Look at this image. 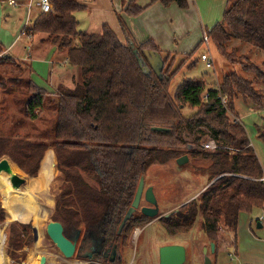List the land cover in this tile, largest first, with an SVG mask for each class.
<instances>
[{
	"label": "trees",
	"instance_id": "obj_1",
	"mask_svg": "<svg viewBox=\"0 0 264 264\" xmlns=\"http://www.w3.org/2000/svg\"><path fill=\"white\" fill-rule=\"evenodd\" d=\"M50 1L52 11L40 13L29 32L44 34L59 50L67 51L69 64L78 69L80 76L74 88L60 85L51 104H46L50 96L47 91L30 79L23 80L29 95L24 110L28 118L36 120L35 112H42L47 105L56 111L53 134H47L53 140L47 136L45 141L0 137V158L8 156L18 165L7 160L9 165L0 170V178L15 174L36 179L46 152L53 148L64 184L52 220L63 225L68 239L76 230H83L84 239L95 234L104 249L126 248L134 229L152 221L134 214L118 233L141 178L155 163L167 164L184 156L201 157L204 163L196 169L208 173L207 188L159 222L167 236L176 238L191 232L200 220L201 230L214 242L216 253L220 252L222 229L231 236L229 248L236 247L239 214L264 208V169L235 113L234 103L243 98L258 109L264 107V94L256 89L257 85L264 89V70L245 56L238 62L237 48L229 51L228 47L237 40L264 52V0H228L222 23L205 32L231 65H240L254 79L233 72L224 75L216 87L209 86L205 77H188L173 95L170 88L177 70L172 71L168 65L170 55L163 57L152 40L137 45L120 15L126 43L107 25L101 35L81 32L75 15L86 7L77 0ZM158 1L166 7L173 3L181 9L189 7L188 0L153 3ZM143 11L132 0L125 13L132 17ZM195 66L194 63L191 68ZM221 96L227 97L226 106ZM186 109L196 112L186 117ZM203 127L209 129L208 135L199 129ZM186 136L193 139L188 141ZM259 136L264 141V134ZM202 138L216 140L221 148L204 151ZM41 173L42 169L39 176ZM9 188L14 187L9 185L5 191L15 203L4 202V206L11 222L20 218L22 208L16 188ZM4 222L0 209V223ZM29 228L30 225H9L12 250L19 251L30 244ZM14 253L11 256L16 258ZM115 264L123 262L117 260Z\"/></svg>",
	"mask_w": 264,
	"mask_h": 264
},
{
	"label": "rangeland",
	"instance_id": "obj_2",
	"mask_svg": "<svg viewBox=\"0 0 264 264\" xmlns=\"http://www.w3.org/2000/svg\"><path fill=\"white\" fill-rule=\"evenodd\" d=\"M16 1L19 3V5H24L23 0ZM151 1L153 4V0ZM208 1L211 0H202L198 3L200 8L199 18L197 16V7L196 3L194 4V0H188L189 8L191 7V9H193L191 16H188L187 18L181 15L178 17L176 16L177 24L179 25V22L188 23V25H185L184 27L190 26V31L187 32V34L182 35L183 31L179 29V37L177 38L176 43H174V45L177 46V49L175 52H165L172 55L168 57V65H171L170 69L172 71L177 70L176 77L171 83L170 91L172 95L175 93L181 81L188 77H205L210 83L209 86H218L224 75L231 74L233 72L240 74L244 78H248L250 80L254 79V75L244 72L240 65H231L218 52L215 45L211 42L208 43V51L207 44L204 43L203 29L210 31L216 24L222 23L223 14L225 11L224 7L216 6V2ZM192 5L196 8V10L192 8ZM227 5L228 4H225L226 7ZM38 12L39 10L36 7V3H34L32 10L29 12L25 6L11 7L9 5V0H0V45L7 49L9 48L13 55L18 53V55L21 57L20 59L25 58V60H28L32 53L33 60L31 61V64L33 69L36 71V74L39 76L38 78L35 76V80H38V83H40L41 80H46L47 76L49 75L48 72L51 70V62L55 60L53 53L48 52L46 55L42 54L37 56V44L35 40H33V43H31L27 36H23L21 39V32L28 23V15H33L34 18L37 17ZM201 15L202 22L199 21ZM138 16L139 15L132 16V18H136ZM33 24L34 22L29 23L27 27L31 28ZM128 29L131 34L129 26ZM27 41H29L30 44H26ZM194 42H196L195 47L198 48V50L193 57L189 58L188 56L195 48L192 47ZM0 48L2 49L0 50V83L4 85L5 90L11 88L14 89L13 91L9 92V97L5 99L0 98V137L11 140L21 139L29 141H45L44 139L46 136L49 138L51 137L47 134L50 135V132L53 134L54 128L56 126V111H54L51 106L47 105L46 109H44L42 112H35V115L38 116L36 120L27 117L24 110L26 108L25 103L29 95L26 87L23 85V80L20 81V77L25 79L29 76L30 67L27 65L29 63L26 61L17 62L14 59L9 60L7 52L1 46ZM233 48H237L238 50L236 55L238 62H241V56H245L250 62H253L264 70L263 51L237 40H234L229 44L228 50L231 51ZM195 49L193 51H195ZM203 53H209L213 59V69H208L205 63L201 60V55ZM39 57L40 59L37 60ZM194 63L196 66L191 68ZM53 67L59 70H66L68 66L66 64H56L55 66L53 65ZM79 76L80 73L78 78ZM256 89L260 94H264V89L261 85H257ZM55 99L56 97L54 98V96L50 95L46 104H51L53 101L55 102ZM234 107L235 113L237 116H239L240 122L246 128L248 137L264 169V141L259 136V134H264V107L258 109L251 101L243 98H237L235 100ZM195 112V110L186 109L184 111V115L189 117ZM230 117L231 119H235V115L233 114H230ZM199 129H202L207 135L210 133L207 127ZM199 129H195L194 132H197ZM186 137L188 141L193 139L188 136ZM52 140L53 139L51 138L49 139V141ZM204 142L205 140L202 138L200 140L201 145ZM51 153L55 156L54 158L56 163L55 173L47 182V187L49 188L47 191V198L52 199L54 203L51 205L46 204L44 206L48 209L49 214L46 218L41 219L37 226L41 235L40 238L38 236L37 241L34 239L35 236L32 229L35 227V201L30 200V198L26 197L25 195L31 194L29 192L31 187L28 186L30 184V180H28V178L24 175L15 174L1 176L0 178V209L1 212L4 213L5 218V222L0 223V230H3L5 232V236H7L4 245V252L8 257L10 264H34L33 262L38 257H46L47 264H78L76 262H85L86 264H89L86 261L81 260L80 255L83 256V254L78 252H76L74 257L71 259H66L47 235V225L50 221H53L52 215L54 213L56 201L58 200L62 186L64 184V175L58 171L57 157L53 148L46 152L36 179L39 178L40 170L43 167V163L47 155ZM188 158V162L183 165H179L177 160L170 161L167 164L155 163L153 166H151L148 173L144 177L145 188L147 189L148 187H153L154 189L160 209V214H166L179 209L180 204L186 202V200L207 186L209 181L208 173L198 172L196 169V166L204 163L202 158H192L189 156ZM4 159L17 165L8 156L1 157L0 161ZM24 173L28 177H32L26 172ZM14 177H20L25 180L24 184H22L20 188L13 186L12 180ZM9 185L14 188H9L8 190L16 188L18 204L22 208L20 218L11 222H8L7 211L4 206V202L6 203L5 205H7V203H15V200L9 198L11 194H7L5 191V188H8ZM42 201L45 202L46 200L42 198ZM141 205L147 206L145 201H143ZM26 211L28 212L26 213ZM255 220L256 219L254 217V221ZM200 222L201 221L199 220L196 223L191 232L182 234L176 238L166 235L159 220H156L143 228H136L129 239L127 247L121 251L122 255L125 254L123 263L160 264V248L167 245H179L186 249L187 256L184 264H205V256H208L209 259L212 260V264H240L241 259H238L237 256L230 257V252L227 250L228 246H230L232 242L230 234L227 235L226 233L228 231L223 229L221 230V239L219 241L220 252L216 253L215 251L213 253L211 251V244L214 242L208 240L204 231L201 230ZM15 223L18 225H30L29 233L32 239L29 245H25L24 248L19 251L12 250L9 245L8 227L10 224ZM254 223L253 227L255 228L256 222ZM137 229L139 230V235L135 234ZM255 231L258 237L264 238V229L257 230V228H255ZM224 234H226L227 237H225ZM135 236L137 237L135 238ZM222 238H224V243L222 242ZM38 241L39 245H37ZM244 247L245 245L243 243H241L239 246L240 250ZM257 247L259 250H256V262L258 264H264V243L259 242ZM205 248L207 249V253L204 252ZM241 251L246 252L247 249ZM13 253L16 258L11 256ZM250 256L251 255H248V257Z\"/></svg>",
	"mask_w": 264,
	"mask_h": 264
},
{
	"label": "crops",
	"instance_id": "obj_3",
	"mask_svg": "<svg viewBox=\"0 0 264 264\" xmlns=\"http://www.w3.org/2000/svg\"><path fill=\"white\" fill-rule=\"evenodd\" d=\"M23 1H24L23 2L24 5H19V3L16 1L17 6H25V8L28 9L29 12L30 10H32L34 3H36L35 0H23ZM77 1L86 7V10L80 11L75 15L76 19L79 22L78 28L81 32L90 35H101L103 32V27L107 25L112 29V31L115 34H117V36L120 38V40L123 43H126V38L120 26V21H119V15H120L126 21L127 26H129L132 34L131 37L137 45H141L142 43L148 40H152L155 43V45L160 49L163 57L167 55L172 56L171 54H167L165 52L168 53L171 51L175 52V50L177 49V46L174 45V43H176V40L179 37L180 34L179 29L183 31L182 35H185L187 34V32L190 31V26L184 27L185 25H188V23L179 22V25L177 24L176 16L178 17L181 15L186 18L188 16H191L193 13V9H191V7L190 8L188 7L189 9L188 8L181 9L175 3L166 7L159 1L154 2L152 4L151 0H135L136 5H138L141 8H144V11L141 14H139L138 17L132 18L125 13L127 5L132 0H77ZM194 1H195L194 4L196 3L197 10L193 5L192 8L196 10L197 16L199 18L200 8L198 3L202 0H194ZM208 2H216V6L224 7V9L227 8L225 4H228V0H213V1L211 0ZM10 6L13 7V5ZM36 7L39 10V12L37 13V17H38V15L41 12L37 4ZM37 17L33 18V15H28L27 17L28 23L21 32V39L23 36H27V38L30 39L31 43H33L32 41L35 40L37 44V52H36L37 56H40L42 54L46 55L48 54V52L53 53L55 60L51 62L52 63L51 70L48 72L49 75L47 76L46 80L44 81L41 80L40 83H38V80H35V76L37 78L39 76L36 74V71L33 69L31 64V61L33 60L32 53L29 56L28 60H25V58L20 59L21 57L18 55V53H15L16 55H13L9 48L7 49L2 45L0 46L7 52L9 56V60L14 59L17 62L26 61L27 63H29L27 65L30 67V74L25 79L20 77V81L30 79L32 83H34L37 87L44 89L55 98L57 88L60 85H63L68 88H74L75 80L79 79L78 78L79 71L76 67H73L69 64L67 58V51L59 50L57 46H55L46 35L34 34L32 32H29L32 26L30 28L27 27V25L29 23L35 22ZM199 21L202 22V15L200 16ZM206 31L208 30L203 29L204 36L206 34L205 33ZM196 42L193 43L192 47H195ZM27 43L30 44L29 41H27L26 44ZM193 50L191 51V53L193 52ZM39 59L40 57L37 58V60ZM56 64L57 65L66 64L68 67L66 70H59L53 67V65L55 66ZM4 88H5L4 85L0 83V90H1L0 98L5 99L10 96L9 92L13 91L14 89L11 88L5 90ZM207 186H205V188H203L195 195H193L191 198L186 200V202L180 204V206L196 199L207 188ZM254 217L256 219L255 221H254ZM254 222H256L255 228H257V230L264 229V208H256L251 213L241 212L239 214L236 247L229 248L228 246L227 248L230 254H233V257L237 256L238 259H241L240 264H258L256 262L257 259L255 258L256 250H259L257 244L259 242L264 243V238H260L257 236L255 228L253 227ZM226 233L227 235L229 234L228 232ZM224 235L225 237H227L226 234ZM241 243L245 245V247L243 249L241 248V250L247 249L249 253L247 251L242 252L240 250L239 246ZM248 255L251 256L248 257Z\"/></svg>",
	"mask_w": 264,
	"mask_h": 264
},
{
	"label": "water",
	"instance_id": "obj_4",
	"mask_svg": "<svg viewBox=\"0 0 264 264\" xmlns=\"http://www.w3.org/2000/svg\"><path fill=\"white\" fill-rule=\"evenodd\" d=\"M136 52V51H135ZM154 131H165L162 128H154ZM188 156H184L177 160L179 165L186 164L188 162ZM9 162L7 160L0 161V170L7 169ZM25 180L20 177H14L12 180V184L14 187L20 188L22 184H24ZM145 187V180L141 178L137 193L135 195V199L132 203L131 208L127 212L126 216L124 217L122 224L120 226L119 232L123 230L126 223L131 219L135 211L139 208L142 194ZM145 200L148 202L152 207H144L142 208V214L148 218L152 219L153 221L159 220L162 217H168L172 212H168L166 214L160 215V209L158 205V201L156 195L154 193L153 187H149L145 192ZM151 222V223H152ZM150 223V224H151ZM34 232V239L37 241L38 233L36 227H33ZM47 235L51 239V241L56 245V247L60 250V252L64 255L66 259H71L74 257L76 252V241H72L68 239L64 235V228L60 222L50 221L47 225ZM211 251L215 252V244H211ZM204 252L207 253V249H204ZM160 254V264H184L186 261V249L183 246L179 245H167L163 246L159 250ZM40 264H47V258L42 257ZM205 264H212V260L209 259L208 256H205Z\"/></svg>",
	"mask_w": 264,
	"mask_h": 264
},
{
	"label": "bare ground",
	"instance_id": "obj_5",
	"mask_svg": "<svg viewBox=\"0 0 264 264\" xmlns=\"http://www.w3.org/2000/svg\"><path fill=\"white\" fill-rule=\"evenodd\" d=\"M55 158L54 155L48 154L42 168V173L39 176L38 179H31L30 184H32L31 190L29 191L31 194L26 195V197L30 198V200L35 201V219H34V226L36 227L38 236L40 238V233L38 231V224L41 219L46 218L48 213V209L45 208L44 206L46 204L51 205L53 204V200L50 198H47V191L48 187L46 185V182L48 181L49 177L55 173ZM50 195V193H49ZM42 198H44L46 201L43 202ZM52 207V206H51ZM139 231V230H138ZM139 235V232L136 233ZM5 232L3 230H0V264H10V261L8 257L6 256L4 252V245L6 241ZM137 236H135L136 238ZM42 241V240H41ZM37 245H39V241L37 242ZM32 255V254H31ZM41 258L38 257L36 260L33 262L34 264H40L41 263ZM33 260V259H32ZM30 262V261H29ZM78 264H86L85 262H78Z\"/></svg>",
	"mask_w": 264,
	"mask_h": 264
},
{
	"label": "flooded vegetation",
	"instance_id": "obj_6",
	"mask_svg": "<svg viewBox=\"0 0 264 264\" xmlns=\"http://www.w3.org/2000/svg\"><path fill=\"white\" fill-rule=\"evenodd\" d=\"M147 189L144 187L140 206L134 213L137 216L142 214V208L152 207V205H150L145 200V192ZM143 201H145L147 206L141 205V203ZM135 229H134V231H135ZM137 232H138V229H137L136 233ZM118 233H120V232H118ZM84 238H85L84 231L83 230H76L74 232L72 238L70 239L72 241H76V252L83 254V256L80 255L81 260L86 261L89 264H111V263L115 264L117 260H121L123 262V260L125 259V256H124L125 254L122 255V253H121L122 249H125L124 247L117 248V246H114L112 249H104L103 246L99 245V242L95 239V234H89L87 239H84ZM78 246H79V248H78ZM102 260H106L107 262H103ZM76 263H78V262H76Z\"/></svg>",
	"mask_w": 264,
	"mask_h": 264
},
{
	"label": "built area",
	"instance_id": "obj_7",
	"mask_svg": "<svg viewBox=\"0 0 264 264\" xmlns=\"http://www.w3.org/2000/svg\"><path fill=\"white\" fill-rule=\"evenodd\" d=\"M38 8L40 9L41 13H49L52 11V5H51V1L50 0H35ZM10 5L13 6H17V3L15 0H9ZM206 42L207 44V49L209 51V39L208 36L205 34L204 36V43ZM201 60L205 63L206 67L208 69H213L214 66V62L213 59L211 58V56L209 55V53H203L201 55ZM207 97V96H206ZM221 101L222 103L226 106L227 105V97L226 96H221ZM202 148L205 151L208 152H216L217 150H219L221 147L219 146V144L216 142V140L209 138L208 140H206L204 143H202ZM232 150V149H230ZM230 257H233V254H230Z\"/></svg>",
	"mask_w": 264,
	"mask_h": 264
}]
</instances>
